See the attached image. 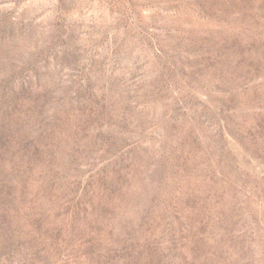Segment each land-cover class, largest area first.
<instances>
[{
	"label": "rangeland",
	"instance_id": "rangeland-1",
	"mask_svg": "<svg viewBox=\"0 0 264 264\" xmlns=\"http://www.w3.org/2000/svg\"><path fill=\"white\" fill-rule=\"evenodd\" d=\"M0 264H264V0H0Z\"/></svg>",
	"mask_w": 264,
	"mask_h": 264
}]
</instances>
